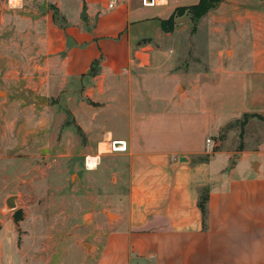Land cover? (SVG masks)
<instances>
[{
    "label": "crops",
    "instance_id": "1",
    "mask_svg": "<svg viewBox=\"0 0 264 264\" xmlns=\"http://www.w3.org/2000/svg\"><path fill=\"white\" fill-rule=\"evenodd\" d=\"M38 1L50 7L45 39L41 19L28 26L49 55L53 89H66L73 126L100 152L106 137L125 141L116 151L121 195L97 264H264V132L245 130L239 148L215 142L230 120L264 116V0L235 17L250 38L247 57L226 44L211 74V88L225 77L224 99L216 89L201 97L206 73L169 70L171 32L161 22L176 0ZM156 76L174 80L161 91Z\"/></svg>",
    "mask_w": 264,
    "mask_h": 264
},
{
    "label": "rangeland",
    "instance_id": "2",
    "mask_svg": "<svg viewBox=\"0 0 264 264\" xmlns=\"http://www.w3.org/2000/svg\"><path fill=\"white\" fill-rule=\"evenodd\" d=\"M198 1L176 0V5ZM262 1L223 0L197 19L189 8L182 10L165 38L172 44L169 70L174 64L206 73L200 80L201 97L216 89L224 99L225 77L211 88V74L225 63L229 46L247 57L250 38L237 31L235 17H242L243 9L257 10ZM48 10L38 0L22 5L0 0V264H97L121 195L117 182L122 158L109 151L110 137L105 150H97L92 137L73 126L64 86L53 89L49 55L38 52L39 35L28 26L41 19L44 40ZM173 80L156 76L152 82L162 91ZM245 130L264 132V116L245 113L227 122L215 137L217 148H239ZM87 156L97 157L92 170L85 165ZM11 195L23 210L18 223L5 204Z\"/></svg>",
    "mask_w": 264,
    "mask_h": 264
},
{
    "label": "trees",
    "instance_id": "3",
    "mask_svg": "<svg viewBox=\"0 0 264 264\" xmlns=\"http://www.w3.org/2000/svg\"><path fill=\"white\" fill-rule=\"evenodd\" d=\"M221 1L223 0H199L196 4L191 5L189 7H177L175 8L173 14H171V16L168 19L163 20L161 22L162 29L165 32L172 31L174 28L173 27L174 17L180 15L182 13V10L184 9L189 8L192 11L193 18L197 19V18H200L202 15H204L207 12V10H210L216 7L217 4ZM200 198L201 199L199 201V206L201 208V211L204 213V209H205L204 200L206 197L203 194H201Z\"/></svg>",
    "mask_w": 264,
    "mask_h": 264
},
{
    "label": "built area",
    "instance_id": "4",
    "mask_svg": "<svg viewBox=\"0 0 264 264\" xmlns=\"http://www.w3.org/2000/svg\"><path fill=\"white\" fill-rule=\"evenodd\" d=\"M143 5H150L153 3V0H141ZM111 6V3L109 4ZM207 146L212 148L211 140L206 139ZM108 149L110 152L122 151L125 150V141L122 139L109 138L108 139Z\"/></svg>",
    "mask_w": 264,
    "mask_h": 264
},
{
    "label": "water",
    "instance_id": "5",
    "mask_svg": "<svg viewBox=\"0 0 264 264\" xmlns=\"http://www.w3.org/2000/svg\"><path fill=\"white\" fill-rule=\"evenodd\" d=\"M15 197H16L15 195L9 196L6 199L5 204L9 209H13L12 219L14 223H18V221L23 216V210L21 208H16Z\"/></svg>",
    "mask_w": 264,
    "mask_h": 264
},
{
    "label": "bare ground",
    "instance_id": "6",
    "mask_svg": "<svg viewBox=\"0 0 264 264\" xmlns=\"http://www.w3.org/2000/svg\"><path fill=\"white\" fill-rule=\"evenodd\" d=\"M101 148L105 149L103 146ZM85 165L87 169H90V170L94 169L97 166V157H90V156L86 157Z\"/></svg>",
    "mask_w": 264,
    "mask_h": 264
}]
</instances>
